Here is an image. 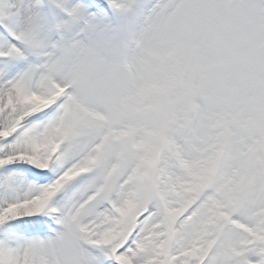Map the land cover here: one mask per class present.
<instances>
[{"label": "snow or ice", "instance_id": "obj_1", "mask_svg": "<svg viewBox=\"0 0 264 264\" xmlns=\"http://www.w3.org/2000/svg\"><path fill=\"white\" fill-rule=\"evenodd\" d=\"M0 264H264V0H0Z\"/></svg>", "mask_w": 264, "mask_h": 264}]
</instances>
